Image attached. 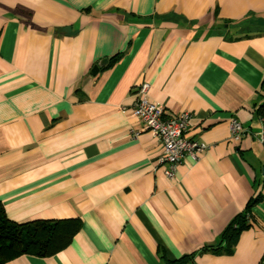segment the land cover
<instances>
[{
    "label": "crops",
    "instance_id": "0c3cea01",
    "mask_svg": "<svg viewBox=\"0 0 264 264\" xmlns=\"http://www.w3.org/2000/svg\"><path fill=\"white\" fill-rule=\"evenodd\" d=\"M145 83L207 145L173 178L123 109ZM263 118L264 0H0V202L16 223L80 222L6 264H264ZM246 212L232 254L203 250Z\"/></svg>",
    "mask_w": 264,
    "mask_h": 264
},
{
    "label": "trees",
    "instance_id": "16d2710c",
    "mask_svg": "<svg viewBox=\"0 0 264 264\" xmlns=\"http://www.w3.org/2000/svg\"><path fill=\"white\" fill-rule=\"evenodd\" d=\"M247 213H242L227 228L221 238L222 244L203 250L232 254L241 232L248 227ZM79 230L80 222L73 218L16 223L7 216L0 202V264H6L21 255H53L69 245ZM164 260L165 264H193L192 255Z\"/></svg>",
    "mask_w": 264,
    "mask_h": 264
},
{
    "label": "built area",
    "instance_id": "2783aa9c",
    "mask_svg": "<svg viewBox=\"0 0 264 264\" xmlns=\"http://www.w3.org/2000/svg\"><path fill=\"white\" fill-rule=\"evenodd\" d=\"M148 89L149 84H143L139 90V100L130 109L127 107L123 109L138 117L153 136L162 143L163 151L159 161L165 165L164 174L168 178H173L178 165L185 157L199 159L207 145L188 137L192 117L189 111L167 113L162 105L150 100L147 94ZM229 127L235 141L241 140L248 133V129L237 118L230 119ZM260 141L264 145V118L261 123Z\"/></svg>",
    "mask_w": 264,
    "mask_h": 264
},
{
    "label": "water",
    "instance_id": "95a60500",
    "mask_svg": "<svg viewBox=\"0 0 264 264\" xmlns=\"http://www.w3.org/2000/svg\"><path fill=\"white\" fill-rule=\"evenodd\" d=\"M106 62H107V60H103L99 65H96V66L94 67V70H95V71H98L99 68H100V66L103 65V64H105Z\"/></svg>",
    "mask_w": 264,
    "mask_h": 264
}]
</instances>
